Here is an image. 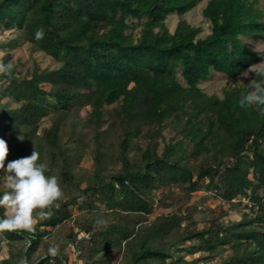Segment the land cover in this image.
<instances>
[{
	"label": "trees",
	"instance_id": "16d2710c",
	"mask_svg": "<svg viewBox=\"0 0 264 264\" xmlns=\"http://www.w3.org/2000/svg\"><path fill=\"white\" fill-rule=\"evenodd\" d=\"M198 1L0 0L5 166L35 147L63 191L34 233L0 232L2 264H67V250L73 264H264V117L239 106L246 82L200 86L260 61L246 39L264 40V0H206L204 35L184 17ZM209 194L229 208L210 216ZM230 210L240 218L223 220ZM72 218L60 254L34 256Z\"/></svg>",
	"mask_w": 264,
	"mask_h": 264
},
{
	"label": "clouds",
	"instance_id": "9594fccd",
	"mask_svg": "<svg viewBox=\"0 0 264 264\" xmlns=\"http://www.w3.org/2000/svg\"><path fill=\"white\" fill-rule=\"evenodd\" d=\"M43 37V28H37L35 39L42 40ZM13 67L11 61L4 63L0 60V75L11 77ZM249 73H254L256 78L248 83V91L241 92L239 106L242 109L255 108L258 115L264 117V67L250 66L242 76L247 78ZM8 154L9 146L0 138V170L8 174L6 186L9 189L0 195V207L10 210V214L0 217V232L34 233V212L39 209L37 215L42 219L50 218L51 212L46 209L63 196V191L57 176L46 175L48 168L39 162L40 154L35 147L30 155L9 161L5 166ZM83 200L84 197L79 198V202ZM47 251L51 257L60 254V249L54 246Z\"/></svg>",
	"mask_w": 264,
	"mask_h": 264
},
{
	"label": "rangeland",
	"instance_id": "374dc122",
	"mask_svg": "<svg viewBox=\"0 0 264 264\" xmlns=\"http://www.w3.org/2000/svg\"><path fill=\"white\" fill-rule=\"evenodd\" d=\"M206 0H199L198 3L196 4V6L190 10L189 12H187L184 17L185 19L191 24V25H195V26H201L203 28V31L201 33V35L206 34L207 32H209V25L207 21H204L202 14H201V9L204 6ZM264 6V4H262V7ZM178 20V17L176 15H170L167 18V26L170 30H172L176 24ZM6 32L4 34H0V39L4 38ZM246 41L253 46L254 49L259 50V51H263L264 52V40H260V39H252V38H247ZM23 54V56L25 58L28 57V51L26 48V45H24L21 49V52ZM0 54H2V51L0 50ZM38 59L41 60V62H44L41 59V56H38ZM254 68H262L264 67V54L262 55V58L260 59V61H258L256 64L251 65ZM250 67H248L247 69H245L242 73L246 72ZM242 73L240 74V76L237 78V80L231 81L226 74L220 73V72H214L211 71L210 75L202 82H200V86L208 93H217V94H221V89L223 87L226 86H231L234 83H249L251 79H255V74L254 73H249L248 77L245 78L244 76H242ZM81 164L84 167H89L91 164L90 161V155L86 154L84 156V158L82 159ZM7 173L3 172V170H0V190L4 191H8L9 189L6 186V180H7ZM204 190H200L196 193H194V197L198 198L199 196L204 194ZM211 207V208H215V213L211 214L212 215H216L221 209L222 210H227L229 208L228 204L225 202H222L220 199L215 198L214 196H212L211 194L208 195L206 202L203 204V207ZM160 212L159 209L155 208L154 212L149 216L150 218H153L155 215H157ZM6 214H10V210H6L5 209V215ZM80 214L79 211L74 210L73 212V218L78 216ZM208 215V214H207ZM241 216V211L239 210H230L227 211L226 215L222 218L223 220H237L239 219ZM73 218L70 219L69 221H65L62 224H60L59 226L50 229V233L48 235V237H46L41 246L40 249L34 254V256H38L41 254H45L46 252V248L49 247H53L56 246L57 243L59 242V240L65 236V234L68 232L69 228L71 226H73ZM195 220L198 222L197 225L198 227H201L202 225H206V223L203 221V213L200 215H195ZM35 221V220H34ZM1 244H2V249L0 251V264H2V259L7 257L8 255V250H9V245L7 244L5 239L1 240ZM67 253L69 255V259L67 260V264H73L72 258H70V256L72 257V252L70 250H67ZM122 261V256L121 254L115 256V259H113V264H119V262ZM64 264V263H63ZM74 264H78L77 262H75Z\"/></svg>",
	"mask_w": 264,
	"mask_h": 264
}]
</instances>
